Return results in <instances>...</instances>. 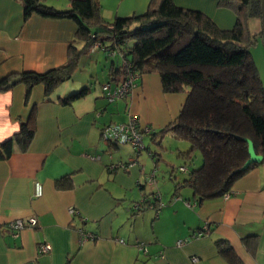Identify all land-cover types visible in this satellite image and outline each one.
<instances>
[{"label":"crops","instance_id":"obj_1","mask_svg":"<svg viewBox=\"0 0 264 264\" xmlns=\"http://www.w3.org/2000/svg\"><path fill=\"white\" fill-rule=\"evenodd\" d=\"M173 1L204 12L221 28L235 23L234 11L219 6L218 0ZM45 2L57 9L72 4ZM98 2L99 15L112 20L145 11L150 0ZM22 12L20 0H0V80L64 63L74 39L71 19L32 13L24 20ZM90 55L83 63L104 58V80L97 81L95 72L87 70L50 95L36 84L26 98L20 80L0 90V142L16 135L28 117L34 130L25 148L15 142L10 155L0 157V264H230L218 252L219 238L228 242L240 264H264V162L236 178L227 196L201 199L188 186L175 191L167 162L179 166L183 161L171 153L172 160L161 154L156 163L148 142L170 147L171 140H179L170 134L156 140L145 135L143 149L151 162L140 161L141 151L135 154L130 144L105 141L101 130L129 115L160 129L177 117L187 93L163 91L158 72L151 71L138 77L126 97L110 102L101 83L110 79L112 59L102 50ZM82 86L89 88L83 97L61 103L60 97ZM185 144L175 150L186 149ZM152 171L154 181L139 185L140 174ZM165 175L169 183L158 180ZM35 181L42 185L38 197L32 194ZM31 216L36 218L33 226L27 224ZM16 218L25 227L13 235L7 223ZM205 224L208 228L195 235ZM78 230L94 237L80 240ZM43 243L50 245L48 252L39 250Z\"/></svg>","mask_w":264,"mask_h":264},{"label":"trees","instance_id":"obj_2","mask_svg":"<svg viewBox=\"0 0 264 264\" xmlns=\"http://www.w3.org/2000/svg\"><path fill=\"white\" fill-rule=\"evenodd\" d=\"M20 1L24 20L38 13L66 17L76 25L64 63L44 71L18 73L26 98L36 84H42L50 95L72 78L84 54L102 50L113 64L105 82L122 77L129 66L139 76L158 72L165 92L187 93L177 117L147 134L154 140L170 134L188 143L186 149L177 148L176 157L183 164L167 162L175 191L188 186L201 199L222 195L236 178L264 162V83L250 52L255 34L246 33L242 19L261 16V0H218L219 6L235 13L231 28H221L204 12L173 0H150L145 11L112 20L99 15L98 0H72L66 9H57L45 0ZM95 43L99 46L92 50ZM10 79L8 75L0 80V90L8 88L5 84ZM88 89L82 86L60 101L69 104ZM29 119L20 123L16 135L0 142L1 158L10 155L15 142L23 148L28 145L34 133ZM250 147L259 160L250 159ZM152 154L156 163L162 158L160 152ZM216 245L230 264H240L225 239H217Z\"/></svg>","mask_w":264,"mask_h":264},{"label":"built area","instance_id":"obj_3","mask_svg":"<svg viewBox=\"0 0 264 264\" xmlns=\"http://www.w3.org/2000/svg\"><path fill=\"white\" fill-rule=\"evenodd\" d=\"M99 43H95L92 46V50L97 48ZM126 73L122 77L118 76L109 82H105L101 85V90L108 101H114L119 98L126 97L133 87L136 85V80L139 77L134 70L130 69L129 66H126ZM152 132V127L149 125L139 124L134 115H129L125 121L110 122L102 127L101 136L102 138L110 143L114 144H130L133 147L134 153L137 154L144 148V136ZM184 167H181L183 169ZM143 170V169H142ZM154 181V171L150 172L146 176L142 173L140 174L139 179L137 180L138 184L152 183ZM42 193V185L38 182H34L33 187V196L38 197ZM223 195L227 196L228 192H225ZM133 208L135 210L140 208V203H134ZM70 214L76 213L75 208L70 207L68 209ZM36 223V218L31 216L27 218V224L33 226ZM8 228L12 230V234L16 235L20 229L25 227V223L21 218H16L7 223ZM208 228L207 224L204 225L202 230H199L195 235H200L203 231ZM79 239H89L93 238L94 235L91 232H86L83 230H78ZM177 244H182V240L177 241ZM50 245L47 243L40 244L39 250L41 252H48ZM195 259V258H193Z\"/></svg>","mask_w":264,"mask_h":264},{"label":"rangeland","instance_id":"obj_4","mask_svg":"<svg viewBox=\"0 0 264 264\" xmlns=\"http://www.w3.org/2000/svg\"><path fill=\"white\" fill-rule=\"evenodd\" d=\"M242 19H243L244 29L247 30L246 33H249V35L255 34L256 41L250 47V52H251L252 58L256 64V66L258 68L262 83H264V34L261 33V31H262L261 16L245 15L242 17ZM95 51H99V50H95ZM92 52L93 51H90L89 53L84 54L82 56L81 60L79 61V65L73 74V76H76V79H78L82 75L84 76L86 74L87 70H89V72H93V71L95 72V74L97 76V79H96L97 81L104 80L106 72H105V69L103 68V66H104V58L103 57L99 58L98 62H95L92 60L89 62V64L86 62L83 63V59L85 60L88 57L93 56V55H90ZM90 70H92V71H90ZM166 139H167V137H166ZM144 141L147 143L148 140L146 139V137H144L143 142ZM174 141L175 140H171V146L170 147L164 143L163 146H166V149H163V150L160 147V145H158V144H155V143L152 144V143L148 142V145L151 147L152 150H155L157 152H161V154L164 158L172 160L173 155L171 153H173V154L177 153V150H175V146H178V145H185L186 146L184 141H179V142H174ZM162 143H163V141H162ZM177 143H179V144L177 145ZM141 152H142V154L139 155L140 156L139 160L141 161L143 159H146V160L151 162V159L148 157L145 150L141 149ZM126 159H129V157L127 156ZM174 161H176V160L174 159ZM160 164H161V162H160ZM161 166L164 168V166L162 164H161ZM177 173L179 175L181 174V172H177ZM161 179H165V181H167V183H169L168 176L165 175L164 178L159 176L158 180L160 181Z\"/></svg>","mask_w":264,"mask_h":264},{"label":"water","instance_id":"obj_5","mask_svg":"<svg viewBox=\"0 0 264 264\" xmlns=\"http://www.w3.org/2000/svg\"><path fill=\"white\" fill-rule=\"evenodd\" d=\"M261 22H262V34H264V0H261ZM19 80H20L19 76H14L5 84V87L12 86L13 84H15ZM250 159L251 160L257 159V156L253 152L252 147H250ZM27 264H34V263L29 262Z\"/></svg>","mask_w":264,"mask_h":264}]
</instances>
